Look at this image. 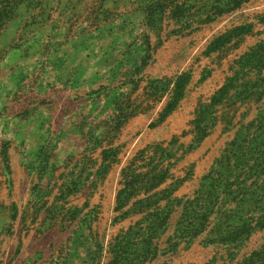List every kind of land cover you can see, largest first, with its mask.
Masks as SVG:
<instances>
[{
  "label": "rangeland",
  "instance_id": "rangeland-1",
  "mask_svg": "<svg viewBox=\"0 0 264 264\" xmlns=\"http://www.w3.org/2000/svg\"><path fill=\"white\" fill-rule=\"evenodd\" d=\"M140 3L10 0L0 25V113L55 103L59 110L41 113L50 138L44 155L59 153L63 162L42 174L14 168L11 198L0 191V264H106L111 237L141 217L132 205L152 193L151 207L170 206L163 248L179 202L218 167L236 132L264 112V0L179 33H170L179 24L166 17L159 34L147 28ZM184 73L181 96L166 112ZM7 177L0 173V183ZM130 180L133 211L124 217L115 201ZM204 237L153 262L203 264L219 256L223 249ZM259 240L253 235L240 252Z\"/></svg>",
  "mask_w": 264,
  "mask_h": 264
},
{
  "label": "trees",
  "instance_id": "trees-1",
  "mask_svg": "<svg viewBox=\"0 0 264 264\" xmlns=\"http://www.w3.org/2000/svg\"><path fill=\"white\" fill-rule=\"evenodd\" d=\"M246 1L140 0V9L147 28L156 34L166 17L179 24L170 33H179L193 23L208 22L233 11ZM8 4L10 0L0 8V25L10 17ZM235 29L241 31L244 27ZM185 77L186 73L177 76L166 112L180 98ZM235 141L218 160V167L202 177L193 195L179 202L180 214L166 246L160 248L158 240L167 229L170 206L151 207L149 200L156 196L152 193L132 205L138 206L137 212H143L141 217L111 237L106 264H167L153 261L180 244H188L203 232L204 243L223 249L219 256L213 254L203 264H264V112L237 131ZM132 181L116 195L115 209L124 206V217L133 208L126 206ZM257 233H260L258 244L240 252L244 243Z\"/></svg>",
  "mask_w": 264,
  "mask_h": 264
},
{
  "label": "crops",
  "instance_id": "crops-1",
  "mask_svg": "<svg viewBox=\"0 0 264 264\" xmlns=\"http://www.w3.org/2000/svg\"><path fill=\"white\" fill-rule=\"evenodd\" d=\"M10 90L11 88L8 89L6 93ZM47 95H53V92L47 91ZM28 105L29 104L26 103L23 106V110ZM47 105L46 108L43 105V109H40L38 112L36 110L33 111V113L20 114L19 116L17 113L12 112L11 109L7 112L0 113V145L3 143V147L6 150V152L3 153L1 150L2 146L0 147V173L9 175L4 182L0 183V191H8V198H11L10 191L15 188L16 180L13 178V174L17 173V171L14 170L15 167H19L23 175L34 173L42 174L52 169L53 166H59L63 162L59 153L52 155L47 153V155H44V151L50 146V138L43 135L46 128L42 126L41 113L44 112V108L46 111H50L48 113L59 110L56 108L55 103H47ZM48 113H45V116H48ZM50 115L51 114H49V116ZM18 120L20 123L16 125L15 122ZM56 142L57 145L63 144V138H56ZM36 160L37 163H40L39 168H34V170H32L31 166ZM21 180L24 182L23 189L27 190L29 183L27 177L24 176ZM0 202H2V200H0ZM4 203L9 204L8 206L11 205L10 201L7 202L5 199ZM4 210V208L0 207L2 213ZM39 227L40 224L37 225V228Z\"/></svg>",
  "mask_w": 264,
  "mask_h": 264
}]
</instances>
